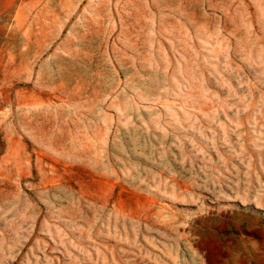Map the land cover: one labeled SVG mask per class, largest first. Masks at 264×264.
Listing matches in <instances>:
<instances>
[{
  "label": "rangeland",
  "instance_id": "obj_1",
  "mask_svg": "<svg viewBox=\"0 0 264 264\" xmlns=\"http://www.w3.org/2000/svg\"><path fill=\"white\" fill-rule=\"evenodd\" d=\"M0 264H264V0H0Z\"/></svg>",
  "mask_w": 264,
  "mask_h": 264
}]
</instances>
